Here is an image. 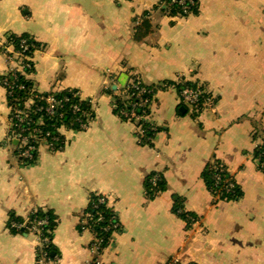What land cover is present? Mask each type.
Masks as SVG:
<instances>
[{"label": "crops", "instance_id": "crops-1", "mask_svg": "<svg viewBox=\"0 0 264 264\" xmlns=\"http://www.w3.org/2000/svg\"><path fill=\"white\" fill-rule=\"evenodd\" d=\"M196 1L197 14L169 17L157 0H0V49L6 35L31 36L36 91H76L95 112L87 131H60L63 151L40 147L22 165L2 141L9 110L0 84V264H35L33 236L8 224L36 210L56 219L51 264H86L93 235L79 227L92 196L108 201L120 227L101 264H163L177 254L181 264H264V170L254 158L264 143V0ZM149 12L136 42L134 21ZM8 68L0 51V77ZM134 80L185 83L213 104L196 114L174 89L158 92L149 105L156 132L144 146L111 108ZM215 162L238 199L210 195L202 174ZM153 175L164 190L149 198Z\"/></svg>", "mask_w": 264, "mask_h": 264}, {"label": "trees", "instance_id": "trees-1", "mask_svg": "<svg viewBox=\"0 0 264 264\" xmlns=\"http://www.w3.org/2000/svg\"><path fill=\"white\" fill-rule=\"evenodd\" d=\"M157 1L160 4L163 2H171V0ZM155 9H158L163 14L167 12L169 17H183L177 4H173L170 8L166 9L159 8L158 5H156ZM197 10L198 6L196 3L195 8L191 10V14H197ZM149 14L150 12L145 13L139 25L133 29V37L136 42L142 41L146 35L148 28L147 18ZM24 47H26V50ZM39 48V44L29 35H6L5 42L0 49V51L5 53L7 56H16V58H14L12 61L13 66L10 64L7 73L0 77V84L6 91V100L8 106H11L17 110L25 109L26 106L29 108L27 119L30 120L31 123H29V125L23 124L21 129H25L26 131H30L32 133L34 132V137L28 138V145L34 148L33 152H31L34 158L32 164H34L38 158V150L41 147L40 141H44L49 145L48 152L51 154H56L63 151L65 148L64 140L60 135L61 130L79 131L81 130L82 125L88 127L95 120V112L92 108V104H89L88 100H81L79 93L76 91L53 93V98L56 103L53 109V114L46 115L44 110L46 109L47 105L44 101H39L40 99H44L46 97V93H38L33 83L29 79V77L33 75L35 71L33 54ZM8 50L11 52H7ZM136 81L137 80H134L132 82ZM167 85L174 89L176 94H178L179 91L185 87L194 89L193 86L181 82H168ZM75 94L77 97H73ZM139 100H148V98L142 96L138 99L136 97V91L130 89L124 95L118 97V99L114 95L112 98L111 108L113 113L118 117L120 111H130L131 106L134 103H138ZM32 101H35V103L38 104L37 108H35L33 105H29V102ZM39 107L43 108V111H38ZM74 107L78 108L79 111L77 113H74ZM194 110L196 111V114H199L202 110H204L202 107V102H199L195 106ZM134 113L139 115V110L135 109ZM122 120L132 124V122L129 120ZM139 127L140 132L144 134V139L147 137L151 139L153 138L154 133L152 134L148 130V125L142 124L139 125ZM26 133L27 132H24V135ZM140 144L144 146H151L150 141L143 140L140 142ZM254 158L256 161H258L259 168L264 170V167L262 166V163L264 162V143L255 149ZM218 163L219 162H215L208 165L202 174L203 182L212 197L216 196L215 191L221 186V183L216 185L215 181V176L217 175L215 172V166ZM153 176L149 177L144 185L147 197L149 198L155 197L164 190V183L160 177L159 180H157L152 186L150 179L153 178ZM218 176L220 177L221 181L228 177V175L226 177L225 174H218ZM233 182L235 183L234 179ZM238 197L239 191L235 186V193L233 195L225 194L223 192L219 195L218 202L234 201L238 199ZM84 217V222L86 225L80 226L79 228L80 230L88 229L91 231L92 235L99 243V252L101 253L110 245L113 233L120 228L113 209L110 207L108 201L104 197L92 196L85 211ZM55 220L56 219L50 212L36 210L31 215H29L26 220H21L12 216L9 218V223L24 225V228L18 231L11 230L13 233L18 232L20 234H27L28 229L35 221H42L45 223L42 228V233L51 241L55 228ZM115 225L118 226L117 229H114ZM46 251L48 252V256L50 258V243L46 246Z\"/></svg>", "mask_w": 264, "mask_h": 264}, {"label": "built area", "instance_id": "built-area-1", "mask_svg": "<svg viewBox=\"0 0 264 264\" xmlns=\"http://www.w3.org/2000/svg\"><path fill=\"white\" fill-rule=\"evenodd\" d=\"M196 0H171V2H163L159 3L158 2V7L159 8H170L173 4H177L178 7L181 10V13L183 16H187L191 14V10L195 8L196 5ZM165 15H168L167 12ZM143 19V16L138 17L134 21L133 27H137L141 20ZM26 50V47H24ZM7 52H11L8 50ZM6 56L7 59V64L10 67L13 66L12 61L14 58H16L15 55L13 56ZM18 71V70H17ZM135 90L136 91V97L139 99V97L145 96L148 98V100H139L138 103H134L131 106L130 111L127 110H122L119 112V116L122 119L129 120L132 122L133 125L137 127V139L138 142L140 143L141 141H150L151 138L147 137L144 139V134L140 132V127L139 125L146 124L148 125V130L153 134L156 132V127L153 123L150 122L149 120V105L152 99L158 94V92H161L162 90L170 89L168 85H162L158 86L155 88H148L146 87L142 82L137 80L136 82H131L129 86L123 90L121 93H119L116 97L124 95L128 90ZM53 93L54 92H48L46 93V97L44 99H40L39 101H44L46 106V109L44 112L46 115H52L53 114V109L55 106V100L53 98ZM178 100L182 106H185L190 109H194L195 106L199 103L202 102V107L204 110H209L211 109V106L213 104V101L211 100L210 97H208L203 91L197 90V89H191L188 87H185L179 91L177 94ZM73 97H77L76 94L73 95ZM80 97V96H79ZM81 99V97H80ZM82 100V99H81ZM89 104H92V100H88ZM29 105H33L35 108L38 107V104L35 103V101L29 102ZM138 109L139 110V115H136L134 113V110ZM9 114L7 118V127L5 130V134L2 138L3 144L6 148L12 149L14 151V154L16 155L17 159L22 165H30L33 163V155L31 152H33L34 148L30 145H28V138L29 137H34V132H28L25 129H21V126L23 124H28L31 123L30 120L27 119L28 113H29V108L26 106L25 109L17 110L11 106H8ZM38 111H43V108L39 107ZM74 113H77L79 110L77 107H74L73 109ZM89 126L82 125L81 130L82 131H87ZM24 132H27L24 135ZM41 147L49 148V145L44 142L40 141ZM262 166L264 167V162L262 163ZM215 172L217 175L215 176V181L216 185L221 183V186L215 191V197L218 201L219 195L221 193L225 194H231L233 195L235 193V183L233 182L232 177L228 174L225 166L221 163L216 164L215 166ZM218 174H225L227 178H224L223 181L220 180V177ZM159 180L158 175L153 176V178L150 179V182L152 186L155 184V182ZM175 215L182 218L185 223L190 225V227L196 226L198 224V220L194 217H192L190 214L186 213L183 210H176ZM45 225L44 222L42 221H35L33 225L28 229V233L33 236L35 242H36V257H35V264H51V260L48 256V252L46 251V246L49 245L50 240L47 236L43 235L42 233V228ZM86 223L84 221L80 222V226H85ZM117 225L114 226V229H117ZM24 225H17L16 223H9L8 224V229L9 230H20L23 229ZM118 231V230H116ZM89 253L91 255V258L86 264H101L100 262V252H99V243L98 241L94 238L89 245ZM181 254H177L174 257H172L169 261L163 264H181Z\"/></svg>", "mask_w": 264, "mask_h": 264}, {"label": "water", "instance_id": "water-1", "mask_svg": "<svg viewBox=\"0 0 264 264\" xmlns=\"http://www.w3.org/2000/svg\"><path fill=\"white\" fill-rule=\"evenodd\" d=\"M114 89V88H113Z\"/></svg>", "mask_w": 264, "mask_h": 264}]
</instances>
